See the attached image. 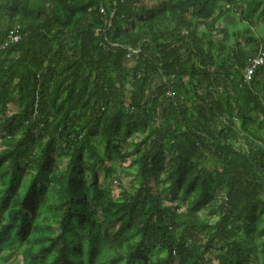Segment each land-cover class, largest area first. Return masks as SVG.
<instances>
[{"label": "trees", "instance_id": "trees-1", "mask_svg": "<svg viewBox=\"0 0 264 264\" xmlns=\"http://www.w3.org/2000/svg\"><path fill=\"white\" fill-rule=\"evenodd\" d=\"M35 2L0 0V264H264V0Z\"/></svg>", "mask_w": 264, "mask_h": 264}, {"label": "rangeland", "instance_id": "rangeland-1", "mask_svg": "<svg viewBox=\"0 0 264 264\" xmlns=\"http://www.w3.org/2000/svg\"><path fill=\"white\" fill-rule=\"evenodd\" d=\"M31 1L34 2V3H32V6H36L35 5V3H36L35 1L38 2V5H43L44 4L46 6L47 3L49 4V2H46V4L43 3L44 0H31ZM245 49L248 50L247 47H245ZM126 166H127L126 162L123 163L122 166H120V167L117 166V172H116V175L113 177V183H112L113 195L114 196H118L120 188L129 186L130 177H129V175H127V174L122 172V170L124 168H126ZM14 260H15L16 264H18L19 258H15Z\"/></svg>", "mask_w": 264, "mask_h": 264}, {"label": "built area", "instance_id": "built-area-1", "mask_svg": "<svg viewBox=\"0 0 264 264\" xmlns=\"http://www.w3.org/2000/svg\"><path fill=\"white\" fill-rule=\"evenodd\" d=\"M102 12V10H100ZM14 40L16 39L13 38ZM134 53H136L137 51H133ZM249 65H247L246 69L243 71V76L244 79L247 81L250 78V75L252 73V70L256 67L259 66L263 63V54L261 52H259V54H257L256 56L250 58L249 60Z\"/></svg>", "mask_w": 264, "mask_h": 264}, {"label": "crops", "instance_id": "crops-1", "mask_svg": "<svg viewBox=\"0 0 264 264\" xmlns=\"http://www.w3.org/2000/svg\"><path fill=\"white\" fill-rule=\"evenodd\" d=\"M163 0H138L137 5H144L152 8H159Z\"/></svg>", "mask_w": 264, "mask_h": 264}, {"label": "water", "instance_id": "water-1", "mask_svg": "<svg viewBox=\"0 0 264 264\" xmlns=\"http://www.w3.org/2000/svg\"><path fill=\"white\" fill-rule=\"evenodd\" d=\"M255 147L257 148V150L259 151V153L264 155V150L262 148H260L258 145H255Z\"/></svg>", "mask_w": 264, "mask_h": 264}]
</instances>
